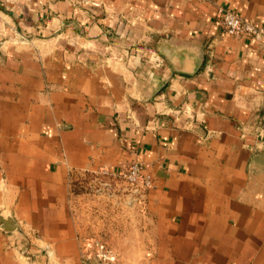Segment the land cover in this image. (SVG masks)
<instances>
[{"label":"crops","instance_id":"1","mask_svg":"<svg viewBox=\"0 0 264 264\" xmlns=\"http://www.w3.org/2000/svg\"><path fill=\"white\" fill-rule=\"evenodd\" d=\"M219 6L264 23V0H0V216L17 223L0 264H92L71 183L133 162L153 185L123 258L264 264V54Z\"/></svg>","mask_w":264,"mask_h":264},{"label":"rangeland","instance_id":"2","mask_svg":"<svg viewBox=\"0 0 264 264\" xmlns=\"http://www.w3.org/2000/svg\"><path fill=\"white\" fill-rule=\"evenodd\" d=\"M105 181L110 180L99 172H83L71 183V199L83 232L84 247L91 255L92 264H136L140 260L121 255L124 247L130 248L133 231L138 229L131 226V220L141 218L134 208L136 195L127 182L107 186L103 184Z\"/></svg>","mask_w":264,"mask_h":264},{"label":"built area","instance_id":"3","mask_svg":"<svg viewBox=\"0 0 264 264\" xmlns=\"http://www.w3.org/2000/svg\"><path fill=\"white\" fill-rule=\"evenodd\" d=\"M217 23L220 25L224 34L234 35L236 37H252L254 38L264 54V23L254 20L252 18L245 17L233 9L225 6H219L217 11ZM192 125L195 127L194 122ZM214 130H208V135H213ZM259 135L264 141V123L259 130ZM95 172H99L103 175V178L110 180L105 181L103 184L107 186H113L121 184L119 182H127L132 186V191L135 193V201L141 203L145 202V197L148 189L153 185L152 174L145 170L143 164L139 162L131 163L124 170H111L110 168H101ZM115 182H111L112 180Z\"/></svg>","mask_w":264,"mask_h":264},{"label":"water","instance_id":"4","mask_svg":"<svg viewBox=\"0 0 264 264\" xmlns=\"http://www.w3.org/2000/svg\"><path fill=\"white\" fill-rule=\"evenodd\" d=\"M0 225H2L3 228L7 231H11L17 228V223L11 216H0Z\"/></svg>","mask_w":264,"mask_h":264}]
</instances>
